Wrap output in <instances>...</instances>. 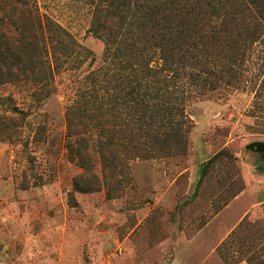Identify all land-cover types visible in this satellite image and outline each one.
Instances as JSON below:
<instances>
[{
    "label": "rangeland",
    "instance_id": "1",
    "mask_svg": "<svg viewBox=\"0 0 264 264\" xmlns=\"http://www.w3.org/2000/svg\"><path fill=\"white\" fill-rule=\"evenodd\" d=\"M36 2L41 16L93 56L79 68L60 62L49 96L32 111L42 97L35 85L0 86V264H226L219 249L244 222L256 224L243 241L245 257L264 261V251L257 254L264 250V161L251 148L264 142L256 133L264 120L258 128L252 116L264 54L254 55L246 88L220 89L188 107L195 127L186 156L130 162V181L111 197L107 189L80 193L74 179L82 170L65 148V114L102 65L105 46L89 33V5ZM263 109L257 115L264 119ZM222 151L229 159L206 167ZM236 175L243 190L233 197L241 189Z\"/></svg>",
    "mask_w": 264,
    "mask_h": 264
},
{
    "label": "trees",
    "instance_id": "2",
    "mask_svg": "<svg viewBox=\"0 0 264 264\" xmlns=\"http://www.w3.org/2000/svg\"><path fill=\"white\" fill-rule=\"evenodd\" d=\"M32 1L36 5L37 0H0V86L35 85L42 97L34 98L30 110L49 96L60 62L79 68L93 56L62 25L41 16ZM78 1L92 8L89 33L105 48L102 65L87 76L65 114V148L69 162L82 170L75 190L107 189L111 197L130 181V162L187 155L195 127L188 114L192 103L251 84L254 55L264 54V0ZM252 90L259 128L264 66ZM12 110L21 113L14 104ZM262 126L256 133L264 134ZM228 157L222 151L206 167ZM239 183L233 197L243 190L236 175L234 186ZM252 227L242 223L220 247L226 264H254L243 249Z\"/></svg>",
    "mask_w": 264,
    "mask_h": 264
},
{
    "label": "water",
    "instance_id": "3",
    "mask_svg": "<svg viewBox=\"0 0 264 264\" xmlns=\"http://www.w3.org/2000/svg\"><path fill=\"white\" fill-rule=\"evenodd\" d=\"M251 148L259 153L264 160V142H255L251 145Z\"/></svg>",
    "mask_w": 264,
    "mask_h": 264
},
{
    "label": "crops",
    "instance_id": "4",
    "mask_svg": "<svg viewBox=\"0 0 264 264\" xmlns=\"http://www.w3.org/2000/svg\"><path fill=\"white\" fill-rule=\"evenodd\" d=\"M263 159V158H262ZM264 161V160H263Z\"/></svg>",
    "mask_w": 264,
    "mask_h": 264
}]
</instances>
